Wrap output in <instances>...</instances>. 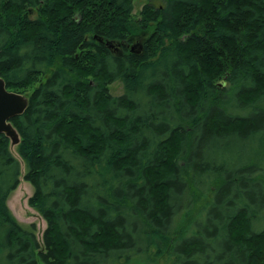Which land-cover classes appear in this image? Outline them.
<instances>
[{
    "label": "trees",
    "instance_id": "1",
    "mask_svg": "<svg viewBox=\"0 0 264 264\" xmlns=\"http://www.w3.org/2000/svg\"><path fill=\"white\" fill-rule=\"evenodd\" d=\"M131 9L0 0V77L27 92L10 123L45 224L39 246L5 205L18 162L0 133V264H264V0ZM236 146L251 151L235 163Z\"/></svg>",
    "mask_w": 264,
    "mask_h": 264
},
{
    "label": "rangeland",
    "instance_id": "2",
    "mask_svg": "<svg viewBox=\"0 0 264 264\" xmlns=\"http://www.w3.org/2000/svg\"><path fill=\"white\" fill-rule=\"evenodd\" d=\"M146 2V0H131V13L136 14L139 10V8ZM156 2V1H154ZM142 36L144 34H141ZM136 41L132 40L131 44H134ZM129 45V46H130ZM33 83L32 85H34ZM108 92L111 95H118L122 91V84L119 80H114L111 82L108 86ZM15 91V90H14ZM21 93V92H20ZM26 91L22 92L21 94L26 96ZM240 153H238V158L235 161L239 162L244 158V155L250 154L251 147L246 146H236ZM8 151L10 154L17 160L18 162V176H17V184L15 187L10 190L6 196L5 199V205L7 206L8 211L12 215V217L16 220V222L23 228L29 229V226H33V235L39 244L41 246V234L42 230L44 229V221L40 217V215L33 209L31 206L27 204V198L31 195L32 189L31 186L27 181H25L22 178V175L24 173V164L21 161V159L18 157L16 151H15V144H9L7 145ZM203 200H206L204 197L200 198L199 201L195 204L194 209L192 210L191 214H189V217L194 216L197 210L200 209V207L203 204ZM205 202V201H204ZM202 212V211H201ZM260 251V250H259ZM259 253V252H257ZM255 262L256 264H263L262 263V254H256ZM151 258V255L149 256ZM42 264V263H37ZM128 264H175L172 262L171 259L166 260L164 257L159 258L157 260H144V259H135L131 260Z\"/></svg>",
    "mask_w": 264,
    "mask_h": 264
},
{
    "label": "water",
    "instance_id": "3",
    "mask_svg": "<svg viewBox=\"0 0 264 264\" xmlns=\"http://www.w3.org/2000/svg\"><path fill=\"white\" fill-rule=\"evenodd\" d=\"M107 44V42H105ZM109 45V44H107ZM138 43L130 45L129 50L133 51ZM26 105V97L21 93L7 90L0 77V133L8 139L9 144L18 142L17 133L10 123V118L20 114Z\"/></svg>",
    "mask_w": 264,
    "mask_h": 264
}]
</instances>
